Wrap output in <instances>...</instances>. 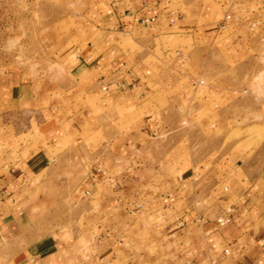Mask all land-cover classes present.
Wrapping results in <instances>:
<instances>
[{"label":"crops","instance_id":"1","mask_svg":"<svg viewBox=\"0 0 264 264\" xmlns=\"http://www.w3.org/2000/svg\"><path fill=\"white\" fill-rule=\"evenodd\" d=\"M170 4L91 0L75 19L63 17L59 103H50L49 79L23 67L0 68V264H64L61 252L71 242L61 240L55 229L63 226L68 198L80 207L83 180L100 213L93 228L102 244L92 246L104 248L105 255L125 259L130 254L124 228L140 215L155 219L171 263L264 264V157L243 159L219 146L178 165L174 146L164 142L161 152H170L171 163L178 166L170 180L186 179L188 195L181 196L178 183L160 191L141 182L154 139L171 138L179 129L171 128L172 111L163 107L166 99L178 96L169 93L167 78L145 61V53L154 52L158 41L166 51V36L204 42L201 48L214 52L215 67L226 74L251 70L264 51V31L231 23L221 28L210 13L192 19L174 14ZM224 29L229 34L217 40ZM210 92L201 99L213 100ZM118 159L121 184L114 185L113 176L106 185V168ZM215 190L220 195L209 208L204 200L212 199ZM222 216L231 220L217 222Z\"/></svg>","mask_w":264,"mask_h":264},{"label":"rangeland","instance_id":"2","mask_svg":"<svg viewBox=\"0 0 264 264\" xmlns=\"http://www.w3.org/2000/svg\"><path fill=\"white\" fill-rule=\"evenodd\" d=\"M89 1L0 0V68L23 67L34 76L49 79L50 83L55 84H51L50 103H59L61 91L58 92L57 87H61V77L64 76L61 66L63 58L59 53L61 19L65 16L75 19L88 9ZM170 3V10L174 14L181 13L192 19L205 12L210 13V20L221 21L231 12L233 18L229 24H233V28L242 26L249 30L254 17L264 14L261 9L263 0H170ZM256 30L264 31L259 27ZM228 34L229 29L222 30L217 40ZM164 43L169 46L166 51L161 49L158 41L156 50L145 53L143 57L154 67V71L167 78L169 93L173 97L178 96L175 101L166 99L163 107L169 113L172 111L171 128L179 129L171 134V138L168 135L154 139L155 150L147 152L146 179L141 182L155 186L160 191L169 190L178 183L180 194L185 197L188 195L189 183L186 179L182 181L178 178L177 183L170 180L177 165L171 163L170 152H161L162 143L174 146L172 153L177 156L178 165L193 157L197 159L207 150L219 146L222 150L231 149L236 157L243 159L250 156L259 159L264 157V51L258 55L259 59H255L251 70L236 68L220 74L215 67L217 57L214 52L201 48L204 42L195 43L186 41V38L166 36ZM200 80L204 83L201 84ZM229 81L236 84H230ZM220 86H226L227 90L217 91ZM209 92L213 100L203 101L202 96ZM186 94L190 100L185 99ZM183 124L185 127L180 128ZM108 167L106 169L110 177H106L104 183L112 184L110 178L115 176L117 178L113 184L119 186L118 176L123 173L121 159L114 160L113 165ZM82 182L79 195L81 208L75 206L74 198H68L67 210L61 220L63 226L55 229L61 232V240L71 242L61 252L64 264H175L170 261V247L165 243V235L154 227L153 217H131L128 222L130 227L124 228L123 236L129 242L130 252L125 259L119 255H105L104 248L96 250L92 244L102 240L94 236L96 231L93 228L100 216L96 211L98 202L92 201V194L87 193L84 180ZM220 190H215L212 199L205 198L204 204L213 207ZM90 204L94 207L93 211H90ZM198 209L201 211V204H198ZM202 217L204 220L210 219L209 215ZM115 234H120V231L116 230ZM75 240L76 245L73 243ZM102 251L104 256L95 258Z\"/></svg>","mask_w":264,"mask_h":264},{"label":"built area","instance_id":"3","mask_svg":"<svg viewBox=\"0 0 264 264\" xmlns=\"http://www.w3.org/2000/svg\"><path fill=\"white\" fill-rule=\"evenodd\" d=\"M261 9L264 10V0H263V5L261 6ZM232 18H233V14L231 12H228L224 16V18L221 20L220 27L225 28L229 24V21L232 20ZM153 20H155V18H144L142 21L143 22H150ZM257 27L264 29V14H258L257 16L254 17V19L251 23V29L256 30ZM200 83L203 84L204 81L200 80ZM230 220H231L230 216H222V217H219L217 219V222L224 224V223L229 222ZM226 251H228V250H226Z\"/></svg>","mask_w":264,"mask_h":264}]
</instances>
